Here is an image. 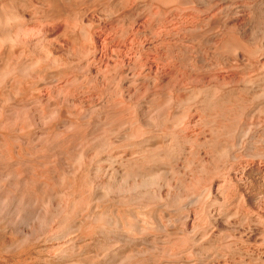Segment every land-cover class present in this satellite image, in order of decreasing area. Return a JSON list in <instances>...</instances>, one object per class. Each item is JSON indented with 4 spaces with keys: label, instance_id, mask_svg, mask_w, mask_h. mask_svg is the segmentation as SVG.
Wrapping results in <instances>:
<instances>
[{
    "label": "bare ground",
    "instance_id": "bare-ground-1",
    "mask_svg": "<svg viewBox=\"0 0 264 264\" xmlns=\"http://www.w3.org/2000/svg\"><path fill=\"white\" fill-rule=\"evenodd\" d=\"M0 264H264V0H0Z\"/></svg>",
    "mask_w": 264,
    "mask_h": 264
}]
</instances>
